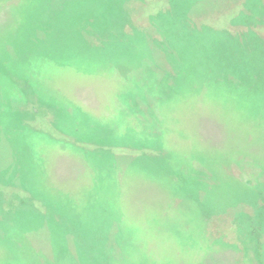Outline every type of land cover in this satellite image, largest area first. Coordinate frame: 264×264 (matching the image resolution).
<instances>
[{
	"label": "rangeland",
	"instance_id": "1",
	"mask_svg": "<svg viewBox=\"0 0 264 264\" xmlns=\"http://www.w3.org/2000/svg\"><path fill=\"white\" fill-rule=\"evenodd\" d=\"M109 8L122 44L97 40ZM173 29L220 52L255 31L264 51V0H0V200L31 204H0V264H264V137L225 140L223 121L244 108L264 130V69L257 89L208 93L241 75ZM188 61L217 74L164 89Z\"/></svg>",
	"mask_w": 264,
	"mask_h": 264
},
{
	"label": "trees",
	"instance_id": "2",
	"mask_svg": "<svg viewBox=\"0 0 264 264\" xmlns=\"http://www.w3.org/2000/svg\"><path fill=\"white\" fill-rule=\"evenodd\" d=\"M172 6H174L173 4H171ZM159 13H157L156 15L151 16L150 21L152 22V25H156L162 23V24H166L169 22V19L171 17L170 12H164L160 10L158 11ZM119 12L117 13L115 10H113L112 8H109L108 10H104L103 14H106V18H109L108 22H106L105 24L108 25V27L105 28V26H101V28L99 29V31L97 32V37H99L100 39H97L100 42H103L104 40L106 41V39H110V42L107 43H111V44H122L124 42H126L129 38V34L126 33V26L128 24V19L126 17V13ZM120 14L119 18H117V15ZM112 29V30H111ZM197 32V31H196ZM196 32H184L182 36H180L177 31L175 29L172 30V32H170V36L173 37L174 40L179 39L180 41V45L182 44L183 39H185L186 36H189V40L187 41H183V51L182 53L184 55H187L189 53L190 50L196 52V54H200L202 56H204L205 61H208L212 58L211 61H213L215 58V61L217 63V68L222 71L223 67H226V70H234L235 72H238V74H240L241 76H238V86L239 88H235L234 85H230L231 82H226V83H222V87L220 89H215L214 87H210L208 93H215L216 90L222 91L223 93H235L233 91L235 90H239L237 93H246L247 89H252V88H258L262 85H260L256 79L255 76V72L258 70H263L264 69V64H262L261 62H259V59H264V51L263 48L262 49H256V44L257 42H261L262 40L259 39L261 36L258 32H249V36L247 38H240L241 40V45L238 47L237 44H233L232 46H228V47H224L225 49L223 50V52H220V50H222L221 48H216L215 45H208L206 41H203L202 44H200L199 46H194L195 44V38L197 36ZM210 33V32H208ZM112 34V35H111ZM223 35V34H222ZM228 34L226 33L223 37H226ZM229 36V35H228ZM240 36V35H239ZM96 37V38H97ZM238 41V40H236ZM243 41H248L250 43L247 44ZM216 45H218V42H215ZM193 45V47L191 48L189 45ZM218 47V46H217ZM213 49V50H212ZM261 50V51H260ZM211 52V53H210ZM263 52V54L261 53ZM211 61H208L206 63H209ZM264 61V60H263ZM172 65V69L174 72V75H169L168 77L165 78V80H161V86L164 89H171L173 90V88H175V86L177 88H179L181 93H187L190 92V89L188 87V84L186 83H181L179 82V77L182 74L188 75L191 74L193 76V79H196L198 76L202 77L205 73L209 72V69L211 72H209L210 74H213L216 76V72L217 69L215 66L213 67H206L204 65L198 67L197 65H195L192 61H188L185 64H183V62L179 63V64H173L170 63ZM207 68V69H206ZM181 74V75H180ZM180 75V76H179ZM174 76L175 80H171L170 77ZM204 77V76H203ZM223 80V78L218 79V81ZM243 80V81H242ZM203 83V81H202ZM203 87H201L199 93H206L203 91ZM264 87V86H263ZM169 93H172L169 92ZM35 113H39V110H35ZM224 116V123H225V127L227 128V133L225 134V140L229 137H231V133H230V129H234L236 131V133H238L239 131L241 132V136H240V140L241 141H245L248 142L250 138H252V140H254L253 136L256 134L257 136H263L264 137V131L258 124L257 121L260 120L261 116H255L254 112H249L247 110H244V108H238L237 110H233L231 109L230 112H224L223 113ZM264 120V118H263ZM229 133V134H228ZM248 138V139H247ZM247 139V140H246ZM224 140V141H225ZM251 140V139H250ZM244 150H246L245 146L243 149H240V147H238V152L242 153L244 152ZM0 196H2L0 194ZM10 197L9 202L8 201H4L0 200V204L2 206L1 209H3L4 211H12L16 204L15 201H13V199L17 200L19 202L18 207H21L22 205H27V207L31 204L26 203V200H22L20 198H16V197ZM4 203H7L6 205L3 206ZM43 213V212H42ZM138 235H140V232L137 231ZM137 234L135 235L136 237L134 238L133 242H130V245H132L136 250L133 249V247L131 248V251L133 252L134 255H136V258L138 261L140 260H145L142 256H140L142 254V245L144 244L146 246L147 241L143 238L138 236ZM257 237V236H255ZM255 240L257 241V238H253L252 242H255ZM155 243H157L158 241H154ZM257 243V242H256ZM92 248V247H91ZM254 249V246L252 247ZM124 249V247H123ZM252 249L253 253L254 250ZM89 255H91V260H97L98 257H101L102 255L95 252V250H91L90 252H88ZM124 255V253H123ZM121 255V259L122 261L119 264H127L129 263L132 259L131 258H127L125 261V255L123 256ZM258 258V255L256 254V259ZM102 262H104L103 260H101ZM98 262V261H97ZM100 263V264H105V263ZM132 262V261H131ZM130 262V264H131ZM110 264V263H109Z\"/></svg>",
	"mask_w": 264,
	"mask_h": 264
}]
</instances>
